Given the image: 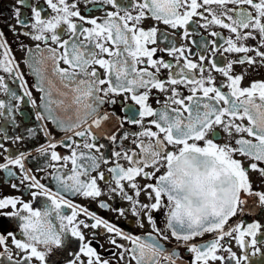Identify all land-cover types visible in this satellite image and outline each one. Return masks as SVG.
I'll list each match as a JSON object with an SVG mask.
<instances>
[{
	"label": "snow or ice",
	"instance_id": "obj_1",
	"mask_svg": "<svg viewBox=\"0 0 264 264\" xmlns=\"http://www.w3.org/2000/svg\"><path fill=\"white\" fill-rule=\"evenodd\" d=\"M11 8L37 79L0 28V169L16 189L0 192V264H264V78L250 77L264 67V0ZM26 104L42 121L26 131H43V169L25 167L32 149L13 148L25 137L6 127ZM117 105L119 126L94 131Z\"/></svg>",
	"mask_w": 264,
	"mask_h": 264
},
{
	"label": "flooded vegetation",
	"instance_id": "obj_2",
	"mask_svg": "<svg viewBox=\"0 0 264 264\" xmlns=\"http://www.w3.org/2000/svg\"><path fill=\"white\" fill-rule=\"evenodd\" d=\"M15 3V0H0V28H4V30L7 32L8 34V39H9V43L12 45L13 51L15 52L17 58L20 60L21 62V68L25 73L26 78L29 81L30 86L31 85H35L36 83V75L33 71H31L29 69V66L23 62V56L24 53L26 51L25 49H21L19 47V42L15 36V34L7 27L8 24H11L12 21V8L11 5ZM87 14H103V9H99V11H93L91 9H89ZM159 27L161 28H166V25H159ZM169 31H173L171 29H169ZM205 30L201 29V32H204ZM226 31V30H225ZM179 35V34H177ZM200 34L198 33L196 38L199 39ZM20 39H23L25 41V44L27 46L28 43H37L36 41H31L30 38L27 37H21ZM181 42H183L181 40ZM160 47H164L167 45V42L165 41H159ZM193 48H195V45H193ZM159 54H163L166 56L167 58V54L164 53H159ZM250 77L251 78H264V67H257L254 66L253 70L250 72ZM37 98H39V92L35 90V88L33 89ZM3 94H0V96H2ZM110 108L113 106H109ZM105 111H109V108H105ZM114 111L116 114H114L112 111H109V119L108 121L104 122V124L102 125L101 128H96L95 126H93V130L96 131L97 133H100L102 131H107L110 132L115 130L116 127H118V118L119 115H123L122 112V107L117 105L114 106ZM26 113V114H25ZM118 114V115H117ZM16 119L19 121V123L17 125H13L11 122H7L6 123V127L9 131L10 135H22L25 137L24 140L22 141H17L15 144H13V148H20L21 150H27V149H32L31 155L34 157L33 160L29 161L28 159H25V167L29 168V169H34V168H44V161L46 159V157L43 156H39L37 155L36 152V147L39 144H42L45 142V136L43 134V131H39V132H35L34 134L29 136L27 134L26 129L30 128L33 124H37V123H42V121H37L35 116H34V110L32 108L31 105H25L23 108V112H17L16 113ZM7 118L0 115V124H5ZM48 127L51 128L55 133H56V137L57 138H61L64 133L62 131H60L59 129H55L54 126L48 122ZM131 127V126H129ZM8 143H12L11 141H8ZM58 150L60 151H67L66 149H64L62 146H58ZM3 160V156H0V161ZM49 172L51 171V169H47ZM37 175H43V171L37 172ZM16 189H13L11 187L10 181H9V177L6 174L5 170L0 169V192H15ZM74 199H76L78 202L81 203H88V201H86L83 197H73ZM111 202V201H109ZM97 211H99L102 215L105 216H111L112 214L109 213L107 210H103L99 208V205L95 204V202H93L92 205ZM251 210L253 212L256 211L255 206H252ZM262 216H264V213H261ZM252 216H249L248 219H252ZM121 223L123 224V226L126 227L127 230L129 231H133V232H141V231H146L147 229H141L139 228L136 224L132 223L131 221H121ZM205 239L208 237H204ZM167 247L169 249L176 247V245L173 242H165ZM233 247L236 248L235 242L233 241ZM104 248H109V245L105 242L104 243ZM111 251H114V249H110ZM237 251H239L238 248H236ZM0 251H2V249H0ZM101 251H104V249H101ZM180 252L182 256H186V253L184 252L183 246H180ZM105 255H108L107 252H105ZM0 259H4V258H0ZM256 261H259V256L254 257L253 258ZM133 264H135V262L133 261ZM177 264H187L186 259L185 260H180L179 258L177 259Z\"/></svg>",
	"mask_w": 264,
	"mask_h": 264
},
{
	"label": "water",
	"instance_id": "obj_3",
	"mask_svg": "<svg viewBox=\"0 0 264 264\" xmlns=\"http://www.w3.org/2000/svg\"><path fill=\"white\" fill-rule=\"evenodd\" d=\"M51 124H52V122L51 121H49ZM53 126H54V128L56 129V127H55V125L54 124H52Z\"/></svg>",
	"mask_w": 264,
	"mask_h": 264
}]
</instances>
